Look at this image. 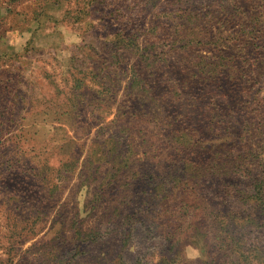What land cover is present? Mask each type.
<instances>
[{"label": "rangeland", "instance_id": "rangeland-1", "mask_svg": "<svg viewBox=\"0 0 264 264\" xmlns=\"http://www.w3.org/2000/svg\"><path fill=\"white\" fill-rule=\"evenodd\" d=\"M0 264H264V0H0Z\"/></svg>", "mask_w": 264, "mask_h": 264}]
</instances>
